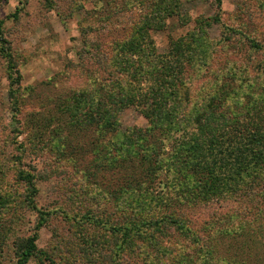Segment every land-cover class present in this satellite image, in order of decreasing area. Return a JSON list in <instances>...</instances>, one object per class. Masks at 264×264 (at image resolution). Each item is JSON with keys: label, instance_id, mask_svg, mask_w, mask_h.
Returning <instances> with one entry per match:
<instances>
[{"label": "trees", "instance_id": "16d2710c", "mask_svg": "<svg viewBox=\"0 0 264 264\" xmlns=\"http://www.w3.org/2000/svg\"><path fill=\"white\" fill-rule=\"evenodd\" d=\"M181 4L182 0H116L112 8H100L101 21L106 23L97 30L116 22V43L108 56L112 68L109 73L107 70L109 75L116 77L114 89L106 90L107 79L100 80L102 86L97 94L89 95L85 88L74 91L72 98L62 100L58 112L70 111L69 123L57 113L45 119L35 115L34 122L38 125V120L42 121L38 125L41 135L49 120L55 119L59 132L65 130L64 125L72 126L86 137L94 127L101 130L110 127L111 118L116 115L118 119L122 110L133 104L138 108L146 106V109L140 108V112L150 119L152 126L147 131L141 128L129 130L125 143L109 145H113L120 156L111 166L122 170L123 181L115 196L116 211L113 214L99 212L98 208L93 210L92 206L85 208L84 195L74 202L77 210L73 207L71 212L38 208L34 203L38 195L35 176L20 170L18 179L27 183L25 201L28 207L38 211L41 223L34 228V234L12 238L14 264H55L51 260L55 254L50 256L47 251L40 250L38 239L40 229L58 213L77 221L78 225L88 219L97 231L101 228L112 230L110 239L106 232L103 236L95 230L91 234L84 229L78 230L82 244L78 243L77 250L65 256L71 264H157L156 261L158 264H213L218 255L215 236L210 229L213 221L203 219L200 222L197 217L200 219L202 212L213 203L243 198V194L249 192L243 184L246 180L254 184L264 181V87L260 93L252 91L255 87L244 83L246 78L241 76L240 70L233 74L222 71V77L228 78V83L224 84L219 74L212 81V72L205 69L211 66L215 47L230 42L238 33L225 28L224 41H210L206 37L209 20H198V33L196 28L185 37L171 39L169 53L158 54L152 32L163 31L172 18L179 17L183 21L184 18L179 16ZM135 16L139 17L138 21ZM2 25L0 21V48L7 62L9 97L17 109L24 96L22 76ZM247 41L251 53L264 50L258 41ZM249 57L247 62H250ZM107 65L104 64L105 69H108ZM257 66V72H260L261 64ZM191 70L197 74L201 72V78L212 86L223 82L217 93L211 96L207 92L209 99L212 98L199 107V115L187 126L180 121V112L193 106L202 94L201 91L191 94L196 91ZM86 72L89 76L90 71ZM235 83L238 86L234 87ZM90 85L95 86L94 83ZM230 96H236L238 101L233 99L234 103L224 109L225 100ZM72 102L75 107L81 105L83 110L87 106L91 109L89 112L73 110L69 108ZM248 114L252 117L247 118ZM213 124L219 128H214ZM4 172L1 167V210L18 198L12 188L5 185ZM113 217L116 220H112ZM230 232L226 228L219 230L224 236ZM11 233L8 231L5 237H11ZM0 236L3 235L0 233ZM5 248L7 245L0 246V255Z\"/></svg>", "mask_w": 264, "mask_h": 264}, {"label": "rangeland", "instance_id": "374dc122", "mask_svg": "<svg viewBox=\"0 0 264 264\" xmlns=\"http://www.w3.org/2000/svg\"><path fill=\"white\" fill-rule=\"evenodd\" d=\"M113 4L116 5V0H0L4 37L16 55L24 93L21 103L14 109L13 100L9 97L11 86L7 62L0 48V168L5 170V185L11 187L18 197L10 206L2 210L0 206V233L3 235L0 236V246L7 245L0 255V264H14L12 238L34 234V228L41 223L38 211L28 207L25 201L27 183L18 179L20 170L35 176L38 195L34 203L38 208L71 212V208H77L74 202L83 197L85 208L92 206L93 210L98 208L99 212L109 214L116 211L115 196L123 183L122 170L111 166L120 156L116 148L109 145L125 143L129 130L141 128L147 131L152 126L150 119L140 112V108L146 109V106L140 107L145 101L138 105L140 108L133 104L124 108L118 119L116 115L111 118L110 127L103 130L94 127L86 137L78 134L72 126L67 128L64 125L65 130L59 132L55 119L49 120L41 135L38 125L42 121L38 120L36 125L33 119L35 115L45 119L57 113L69 123L71 112H58L62 100L72 98L74 91L85 88L89 95L97 94L102 86L100 80L107 79L104 84L106 90L114 89L116 77L108 74L112 68L108 56L116 43V22L97 30L106 23L101 21L100 8L108 10ZM181 7L179 16L184 18L183 21L179 17L172 18L163 31L152 32L156 52L160 55L169 53L171 39L185 37L196 28L198 33L197 21L209 20L206 37L210 41H224L225 28L238 33H234L230 42H222L215 47L211 66L205 69L212 72V81L219 74L224 84L228 83L229 79L222 77V71L233 74V71L240 70L241 76L246 78L244 83L253 85L255 89L252 91L262 92L264 50L251 53L247 39L258 41L264 49V0H182ZM138 20L139 17L135 16V21ZM186 21L188 24L183 25ZM248 57L250 62L246 61ZM106 63L108 69L104 68ZM259 63L260 72H257ZM86 70L90 71L89 76ZM194 72L191 70L196 91L191 94L199 91L202 94L193 106L180 112V121L187 126L199 115V107L212 98L209 99L207 92L211 96L217 93L223 82L212 86L201 78V72ZM47 83H51L50 86ZM233 99L238 101L236 96H230L225 100L224 109L234 103ZM72 104L69 108L73 110L89 112L91 109L87 106L83 110L81 105L75 107ZM248 115L247 118L252 117ZM83 147L86 148L85 153ZM243 184L249 191L243 194V198L213 203L202 212L200 219L197 217L200 222L203 219L213 221L210 229L218 250L213 264H225L223 261L229 264H264V181L254 184L246 180ZM56 215L40 229L38 247L50 256L55 254L51 256L55 264H67L69 261L65 256L77 250L78 243L82 244L78 230L84 229L89 234L97 230L92 228L88 219L78 225L77 221L68 220L59 213ZM225 228L231 231L226 236L219 233ZM8 231L12 232L11 237H5ZM103 232L108 239L111 238L112 230L101 228L97 234L105 236Z\"/></svg>", "mask_w": 264, "mask_h": 264}]
</instances>
